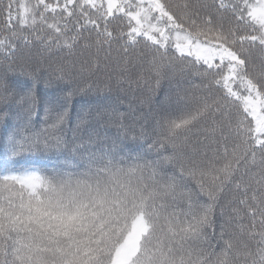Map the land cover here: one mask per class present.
Returning a JSON list of instances; mask_svg holds the SVG:
<instances>
[{"label":"snow or ice","instance_id":"obj_1","mask_svg":"<svg viewBox=\"0 0 264 264\" xmlns=\"http://www.w3.org/2000/svg\"><path fill=\"white\" fill-rule=\"evenodd\" d=\"M0 264H264V0H0Z\"/></svg>","mask_w":264,"mask_h":264},{"label":"trees","instance_id":"obj_2","mask_svg":"<svg viewBox=\"0 0 264 264\" xmlns=\"http://www.w3.org/2000/svg\"><path fill=\"white\" fill-rule=\"evenodd\" d=\"M33 54H39L40 50L39 48H34L32 49ZM98 77L102 82H107V75L104 72V70L102 69L99 73H98ZM20 79L27 81L28 83H30V81H28L27 77H20ZM186 86V85H185ZM39 87L41 89L44 88V84L41 82ZM176 85L169 83L168 81H164L161 84V88L160 90L156 93L157 96H162L165 92L171 90V89H175ZM123 89H126L127 91H121L120 86L117 85L116 83V78L115 76H113L112 80H111V91L110 92H106L105 95L109 96L110 98H112L113 100H115L117 97H120V99L123 101L122 103V110L127 108V105L129 102L133 103L134 105H139L140 101L144 95L141 87L137 86L135 83L132 84L131 88H129V85L127 83H125L123 85ZM51 90V89H49ZM148 105L145 104L144 105V110L147 111ZM113 131H115L113 129Z\"/></svg>","mask_w":264,"mask_h":264}]
</instances>
